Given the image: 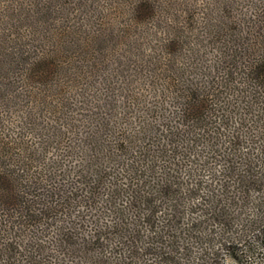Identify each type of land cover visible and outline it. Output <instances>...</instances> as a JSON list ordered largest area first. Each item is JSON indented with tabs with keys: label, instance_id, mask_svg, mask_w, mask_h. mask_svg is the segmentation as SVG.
Masks as SVG:
<instances>
[{
	"label": "trees",
	"instance_id": "trees-1",
	"mask_svg": "<svg viewBox=\"0 0 264 264\" xmlns=\"http://www.w3.org/2000/svg\"><path fill=\"white\" fill-rule=\"evenodd\" d=\"M247 134L264 147V0H0V264H110ZM259 216L217 264H264Z\"/></svg>",
	"mask_w": 264,
	"mask_h": 264
},
{
	"label": "rangeland",
	"instance_id": "rangeland-1",
	"mask_svg": "<svg viewBox=\"0 0 264 264\" xmlns=\"http://www.w3.org/2000/svg\"><path fill=\"white\" fill-rule=\"evenodd\" d=\"M246 138L235 166L209 156V168L200 163L196 178H189L185 171L181 174L179 194L156 204L153 218L133 217L130 221L140 235L126 243L118 237L108 242L105 255L110 264L229 262L223 251L225 244L247 235L264 208L263 143L248 134ZM234 171L256 184L249 191L240 189Z\"/></svg>",
	"mask_w": 264,
	"mask_h": 264
}]
</instances>
